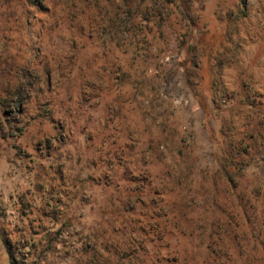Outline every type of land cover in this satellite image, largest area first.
Returning a JSON list of instances; mask_svg holds the SVG:
<instances>
[{
    "label": "rangeland",
    "instance_id": "obj_1",
    "mask_svg": "<svg viewBox=\"0 0 264 264\" xmlns=\"http://www.w3.org/2000/svg\"><path fill=\"white\" fill-rule=\"evenodd\" d=\"M42 3L23 33L0 16L3 56L31 74L0 110L17 264H264V0ZM184 175L197 234L219 218L211 241L165 222L162 184Z\"/></svg>",
    "mask_w": 264,
    "mask_h": 264
},
{
    "label": "trees",
    "instance_id": "obj_2",
    "mask_svg": "<svg viewBox=\"0 0 264 264\" xmlns=\"http://www.w3.org/2000/svg\"><path fill=\"white\" fill-rule=\"evenodd\" d=\"M42 1L43 0H0V8H3V12L1 11L0 16L4 17L6 20H8L10 16H15L16 18L13 24L8 25L7 23V26L5 24L2 27V31H5L6 34L12 31H20L23 33L26 29L25 27H28L30 23L28 12L30 9L40 12L41 8H43ZM0 38L2 37L0 36ZM5 44H7V42ZM5 48L7 49V45ZM5 48H3V45H0V110H3L5 107H11L18 110L22 104L27 102V96L31 91V84L28 83L29 76L31 75L29 72L30 60H23V64L21 66H15L13 63L8 61L7 55L3 56L6 51L4 50ZM26 48L27 50L24 52L27 53L29 51V47ZM7 76L10 77L5 81ZM225 169V167L220 169V179H223L224 175L226 178L228 171ZM186 179L187 175H184L181 181L169 179L166 183L164 182L162 184L163 187L171 188L172 191L175 190V198L173 197L171 201L165 200L164 202L163 199L160 200L165 203V207L167 208L165 214H163V216H165V222L167 223L172 221L177 223V227L175 231H173L174 236L186 245H194L195 240L197 239L201 240L200 243L211 241L216 234L213 226L218 222L219 218H217L215 222H211V226L209 225V227L204 224V231L201 232L202 234H197V227H195L197 222L195 216L192 214L193 209L198 206V201H196L197 198L192 196L189 192L192 188L190 185L191 180ZM150 201L152 202V199ZM201 202L202 206H208V200H203ZM152 214L154 217L158 216L157 214ZM217 225L221 224L217 223ZM225 231L226 230L223 232ZM166 232V234L172 235V232L168 230H166ZM163 234L165 233L163 232ZM217 238H219V236ZM0 240L7 253L9 263L17 264L10 240L3 235L0 236Z\"/></svg>",
    "mask_w": 264,
    "mask_h": 264
}]
</instances>
